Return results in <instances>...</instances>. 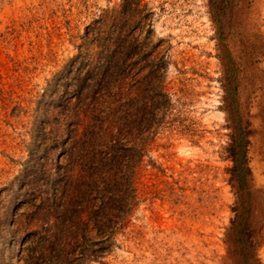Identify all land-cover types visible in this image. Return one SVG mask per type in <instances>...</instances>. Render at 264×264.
I'll return each mask as SVG.
<instances>
[{
  "label": "rangeland",
  "instance_id": "rangeland-1",
  "mask_svg": "<svg viewBox=\"0 0 264 264\" xmlns=\"http://www.w3.org/2000/svg\"><path fill=\"white\" fill-rule=\"evenodd\" d=\"M63 195L83 264H264V0H0V264H58L25 224Z\"/></svg>",
  "mask_w": 264,
  "mask_h": 264
},
{
  "label": "trees",
  "instance_id": "trees-1",
  "mask_svg": "<svg viewBox=\"0 0 264 264\" xmlns=\"http://www.w3.org/2000/svg\"><path fill=\"white\" fill-rule=\"evenodd\" d=\"M151 17V13H147L145 16V19L149 21L147 25L150 27L152 26ZM107 18H111V16H102L100 18L101 27L96 28V40L101 41L106 36L103 29L109 22ZM123 35L121 33V36ZM142 47L143 44H140L137 49L133 48L132 45H128L126 51L131 55L133 53L130 51L131 49L140 51ZM233 130L230 152L234 162L237 163L236 172H239L238 174L241 177L240 171L243 169L244 163L248 161L247 152L243 149L245 145L250 143L245 141V137L251 132L246 133L240 126L233 127ZM81 195L87 197L90 196V192L87 189L86 193L82 192ZM95 213L93 210H89L87 204L82 205V202L74 203L67 200V197L63 195L57 205L50 204L47 199H43L41 204L35 205V211L30 214L31 218L25 225H31V227L35 228L30 235L39 236L41 255L48 254L50 257L53 256L58 264H83L96 253V251L87 250L84 247L87 241L86 232L91 225L97 230L104 226V221L96 216ZM250 244L254 246L252 242ZM249 248L251 249L250 245ZM248 260L252 264L257 262L260 264L259 259L255 255H248Z\"/></svg>",
  "mask_w": 264,
  "mask_h": 264
}]
</instances>
